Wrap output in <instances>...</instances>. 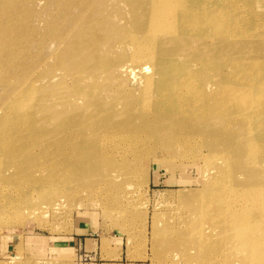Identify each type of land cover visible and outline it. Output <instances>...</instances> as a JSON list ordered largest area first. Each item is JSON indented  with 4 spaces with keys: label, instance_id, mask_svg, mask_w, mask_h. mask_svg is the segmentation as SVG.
<instances>
[{
    "label": "bare ground",
    "instance_id": "obj_1",
    "mask_svg": "<svg viewBox=\"0 0 264 264\" xmlns=\"http://www.w3.org/2000/svg\"><path fill=\"white\" fill-rule=\"evenodd\" d=\"M245 1L124 0L130 32L106 46L105 60L95 52V68L71 63L67 90L0 107V171L9 164L61 187L73 180V189L97 174L108 195L131 180L145 146L206 150L204 189L215 204L187 202L201 212L192 226L154 236L193 248L197 264H264V185H254L264 183V18L250 20ZM120 47L127 64L118 66L108 58ZM120 71L141 77L142 94L115 88Z\"/></svg>",
    "mask_w": 264,
    "mask_h": 264
},
{
    "label": "rangeland",
    "instance_id": "obj_2",
    "mask_svg": "<svg viewBox=\"0 0 264 264\" xmlns=\"http://www.w3.org/2000/svg\"><path fill=\"white\" fill-rule=\"evenodd\" d=\"M243 10L250 20H260L264 0L245 1ZM131 15L124 0H0V107L24 100L27 107L46 88L67 90L64 86L75 82L69 65L95 68V52L105 60L106 46L130 32ZM258 22L256 27L264 31V22ZM122 53L120 47L108 60L127 64ZM117 81L115 88L122 92L132 89L139 95L144 88L137 73L117 72ZM50 101L48 107L54 109L56 97ZM143 148L131 164L134 176L108 195L97 174L78 180L80 186L73 189V180L71 188L61 187L41 172L23 177L6 164L0 171V210L6 213L0 219V247L8 236L14 247L0 252V264H197L193 248H171L153 231L192 226L201 212L197 217L187 202L215 204L204 189L210 170L206 150ZM78 225L94 233L86 245L70 243ZM95 238L102 240V260L87 251L96 248ZM115 243L122 245V255L112 248Z\"/></svg>",
    "mask_w": 264,
    "mask_h": 264
},
{
    "label": "crops",
    "instance_id": "obj_3",
    "mask_svg": "<svg viewBox=\"0 0 264 264\" xmlns=\"http://www.w3.org/2000/svg\"><path fill=\"white\" fill-rule=\"evenodd\" d=\"M91 235H94V233H92V229L91 228H89V227L87 228V227H84L82 225H78V227H76V231L73 234V237H72L70 243H73L74 246H75V245H78L79 242H80V244H82L83 241H84V243L86 245V243H87L86 241L88 239V236H91ZM95 240H96V248L93 247L94 249L87 250V251L90 252L89 255H95L97 257H100L99 260H102V258H101V255H102V251H101L102 240L98 239V238H95ZM3 242H4L3 243L4 246L2 245V248L0 247L1 254L6 253V251L10 249L11 244H13V247H14V241H11L10 236L4 237ZM111 246H112L113 249L117 250L118 255L119 254L120 255L123 254L122 245L120 246V244H116L115 243V245H111ZM85 249H86V247H85Z\"/></svg>",
    "mask_w": 264,
    "mask_h": 264
}]
</instances>
